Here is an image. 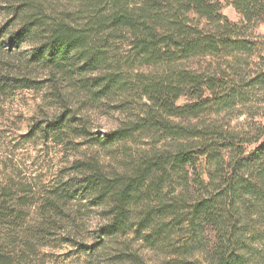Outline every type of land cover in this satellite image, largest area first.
Segmentation results:
<instances>
[{"label": "trees", "instance_id": "1", "mask_svg": "<svg viewBox=\"0 0 264 264\" xmlns=\"http://www.w3.org/2000/svg\"><path fill=\"white\" fill-rule=\"evenodd\" d=\"M230 2L241 24L219 0H0V96L42 91L54 108L43 135L75 152L61 169L70 179L35 205L31 189L0 187V264H29L55 215L85 201L104 212L97 239L132 232L173 264H264V123L236 130L202 116L243 94L225 65L254 52L246 30L264 20V0ZM208 56L224 60L214 73L182 64ZM84 105L126 117L98 132ZM68 223L75 242L80 226ZM112 260L149 264L136 250Z\"/></svg>", "mask_w": 264, "mask_h": 264}, {"label": "rangeland", "instance_id": "2", "mask_svg": "<svg viewBox=\"0 0 264 264\" xmlns=\"http://www.w3.org/2000/svg\"><path fill=\"white\" fill-rule=\"evenodd\" d=\"M219 1L222 12L230 20L238 24L243 22L242 15L230 0ZM246 33L255 45L254 52H241L238 54L239 60L238 56L233 58V67L225 65L227 76L224 78L229 86L233 82L239 85L243 94L236 97L235 103H222L208 108L202 114L207 120L216 119L236 130L257 128V124L264 123V82L250 84L264 74V20L257 26L247 27ZM223 63L224 60L219 56L193 57L182 62L186 67L206 73H214L218 70V64ZM42 96V91L34 90H17L0 96V187L12 183L20 191L31 189L29 193L36 195L25 198V203L29 205H35L40 193L57 184L60 174L64 180L70 179L71 176L67 172L62 174L61 169L75 154L73 150L66 152L62 145L43 135L46 119L53 113L54 108H45ZM188 102V97H182L178 101L179 104ZM81 112L90 115L93 129L102 133L115 129L126 117V114L118 111L103 114L100 110H91L87 105L83 106ZM148 141V137H139L136 139L137 147H147L143 143ZM64 209V216L55 215L59 227L51 229L43 237L46 244L40 248L39 254L29 260V264H114L112 259L115 256L130 250H136L149 264H173V256L166 249L153 247L132 232L115 238L104 236L97 239V230L105 222V218L104 212L95 204L85 201L80 209L70 205ZM25 216L27 221H31L36 218V211L33 209ZM74 217L80 230L76 236L77 241L70 242L68 236L72 235L68 234V219ZM174 239L184 241L185 238ZM190 257L202 258L199 251Z\"/></svg>", "mask_w": 264, "mask_h": 264}]
</instances>
